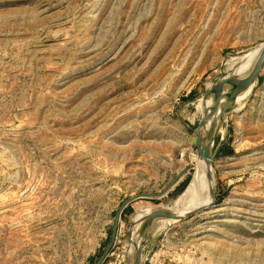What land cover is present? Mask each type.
I'll return each instance as SVG.
<instances>
[{"label":"rangeland","instance_id":"1","mask_svg":"<svg viewBox=\"0 0 264 264\" xmlns=\"http://www.w3.org/2000/svg\"><path fill=\"white\" fill-rule=\"evenodd\" d=\"M262 44L264 0H0V264H127L130 221L185 205L201 99ZM239 107L211 207L144 231L142 264H264V65Z\"/></svg>","mask_w":264,"mask_h":264},{"label":"bare ground","instance_id":"2","mask_svg":"<svg viewBox=\"0 0 264 264\" xmlns=\"http://www.w3.org/2000/svg\"><path fill=\"white\" fill-rule=\"evenodd\" d=\"M260 49H252L241 56H238L237 61H233L230 59L228 63V67L230 69H233V73L228 76H242L251 69L252 65L255 63V61L259 58L263 48L264 44L261 45ZM254 51V53H253ZM253 55L247 60V58L250 56V54ZM236 60V59H235ZM237 66V67H236ZM226 77V76H225ZM252 85L248 88L245 93L237 99L238 107L243 104L245 101L247 95L249 94L251 90ZM205 106V107H204ZM230 107V106H229ZM228 107L227 110L223 112H219L218 110L211 112L210 108V100L204 102V104L199 105V110L201 112H205L207 114V125L210 124L213 121L221 116H223V113L230 112V108ZM240 108V107H239ZM207 110V111H206ZM228 114V113H227ZM215 127V126H214ZM196 154V153H195ZM197 155V154H196ZM212 187H213V177L212 173L209 172V166L208 164L197 155V158L195 160V167L194 171L192 173V176L186 185V188L183 190L181 195L179 196L178 201L182 202L184 201L185 205L183 208L180 207H172L171 209L168 208H153L149 210V214H143L140 215L135 223L133 224V228L129 233L130 239L132 243L134 244L135 248H139V242L141 240L142 233L149 229L150 227H158L159 222H170L171 220L154 216L157 212H171L175 213L177 215H185L189 212H192L196 209H202V211L205 210V208H210L212 205ZM210 200V204L208 206L207 203ZM181 205V204H180ZM145 212V211H144ZM165 226V225H164ZM146 234V233H145ZM147 236V235H146ZM145 237V236H144ZM127 264H137V258L135 257L133 246L130 243V250L128 253V261Z\"/></svg>","mask_w":264,"mask_h":264},{"label":"water","instance_id":"3","mask_svg":"<svg viewBox=\"0 0 264 264\" xmlns=\"http://www.w3.org/2000/svg\"><path fill=\"white\" fill-rule=\"evenodd\" d=\"M264 65V48L259 56V58L252 65L251 69L248 73L242 76H222L209 90V92L201 99V104H204L208 99L210 100V110L211 112L216 111V102L219 98H225L230 102V111L233 110L234 104L237 102V99L241 97L245 91L252 85L256 78V75L261 70ZM205 107V106H204ZM207 111V110H206ZM229 113V112H227ZM207 114L202 112L201 119L199 121L198 128L196 130V135L192 138V142L195 146V153L201 157L209 166V172L211 174V163L215 159L216 151L213 148L214 142V125L215 122H211L208 128L205 130V125L207 123ZM213 177V174H212ZM214 183V182H213ZM214 203V196H213ZM202 209H196L192 212H189L185 215H177L171 212H157L154 216L163 217L169 219L171 221H180L187 218H190L198 213H200ZM133 228V222L130 221L129 232ZM129 241L133 246L135 257L137 258V264H142L140 246L139 248H135L132 243L130 236Z\"/></svg>","mask_w":264,"mask_h":264}]
</instances>
